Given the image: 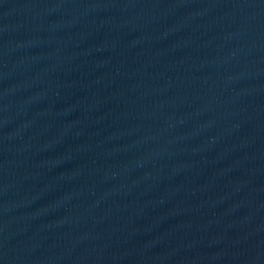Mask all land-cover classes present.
<instances>
[{
  "label": "water",
  "instance_id": "1",
  "mask_svg": "<svg viewBox=\"0 0 264 264\" xmlns=\"http://www.w3.org/2000/svg\"><path fill=\"white\" fill-rule=\"evenodd\" d=\"M0 264H264V0H0Z\"/></svg>",
  "mask_w": 264,
  "mask_h": 264
}]
</instances>
